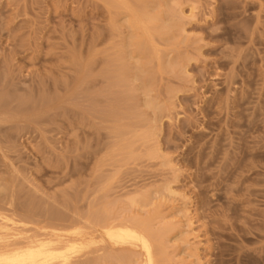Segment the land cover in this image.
Here are the masks:
<instances>
[{"label":"rangeland","instance_id":"obj_1","mask_svg":"<svg viewBox=\"0 0 264 264\" xmlns=\"http://www.w3.org/2000/svg\"><path fill=\"white\" fill-rule=\"evenodd\" d=\"M0 212L150 220L158 264H264V0H0Z\"/></svg>","mask_w":264,"mask_h":264},{"label":"bare ground","instance_id":"obj_2","mask_svg":"<svg viewBox=\"0 0 264 264\" xmlns=\"http://www.w3.org/2000/svg\"><path fill=\"white\" fill-rule=\"evenodd\" d=\"M123 8L128 9L125 4ZM129 13L131 26L142 27L148 33L146 41L134 42L139 51H146L153 19L146 17L142 11ZM88 225V229L82 226H73L69 230L41 228L40 234H28L26 224L21 219L0 212V264H72L91 248H95L96 253L106 251L105 255L98 257L97 262L100 263L116 260L130 264V256L122 251L129 255L138 254L140 264H158L164 258L168 225L154 229L150 220L118 224L96 221L88 222Z\"/></svg>","mask_w":264,"mask_h":264}]
</instances>
